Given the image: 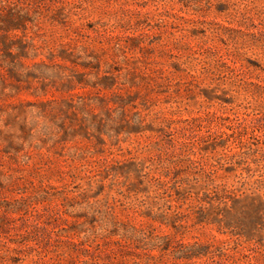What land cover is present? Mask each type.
Segmentation results:
<instances>
[{"label": "rangeland", "instance_id": "1", "mask_svg": "<svg viewBox=\"0 0 264 264\" xmlns=\"http://www.w3.org/2000/svg\"><path fill=\"white\" fill-rule=\"evenodd\" d=\"M0 264H264V0H0Z\"/></svg>", "mask_w": 264, "mask_h": 264}, {"label": "trees", "instance_id": "2", "mask_svg": "<svg viewBox=\"0 0 264 264\" xmlns=\"http://www.w3.org/2000/svg\"><path fill=\"white\" fill-rule=\"evenodd\" d=\"M156 246H158L157 244H153V247H156ZM189 254H191V250H189Z\"/></svg>", "mask_w": 264, "mask_h": 264}]
</instances>
